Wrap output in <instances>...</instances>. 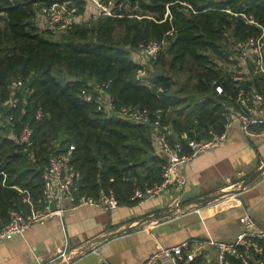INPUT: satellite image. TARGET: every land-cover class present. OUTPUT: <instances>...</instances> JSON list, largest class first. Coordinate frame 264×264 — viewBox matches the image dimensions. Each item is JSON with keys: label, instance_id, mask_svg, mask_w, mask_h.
I'll return each mask as SVG.
<instances>
[{"label": "trees", "instance_id": "trees-1", "mask_svg": "<svg viewBox=\"0 0 264 264\" xmlns=\"http://www.w3.org/2000/svg\"><path fill=\"white\" fill-rule=\"evenodd\" d=\"M52 1L0 0V119L13 118V127L3 124L0 129L8 132L0 133V170L5 173V179L0 175V227L12 207H23L17 187L32 200L41 197L44 164L71 144L68 165L77 174L75 195L96 198L111 189L117 205L137 204L129 199L133 189L158 180L165 159L154 147L152 126L97 109L96 84L106 85L104 90L116 106L162 109L167 114L176 108L179 117L170 120L167 115L164 121L172 125L171 140L181 141L187 151L188 139H203L209 128L216 132L224 128V96L214 88L220 84L233 89L223 69L229 47L223 32L242 39L259 31L225 9L252 14L264 26V0H140L135 11L153 19L99 18L96 27L72 26L63 31L68 32L64 39L52 40L46 36L51 31H40L34 22L38 5ZM64 1H74L83 10L80 0ZM166 4L170 22L164 19ZM171 26L173 36L148 64L181 70L192 63L196 69L192 91L199 95L195 101L170 94L171 81L163 74L143 77L149 83L137 78L142 66L130 48L141 50L148 42L161 40ZM61 64L67 73L55 74L54 68ZM16 76L22 86L11 89ZM255 84L264 92V76L256 77ZM159 87L164 91L158 92ZM83 90L92 94L91 102L83 99ZM14 97L18 103L11 107L7 101ZM37 110L43 112L40 119L35 118ZM25 125L32 129L31 146L17 140Z\"/></svg>", "mask_w": 264, "mask_h": 264}, {"label": "built area", "instance_id": "built-area-1", "mask_svg": "<svg viewBox=\"0 0 264 264\" xmlns=\"http://www.w3.org/2000/svg\"><path fill=\"white\" fill-rule=\"evenodd\" d=\"M80 1L83 2V10L74 1L41 2L34 15L36 26L40 30L61 33L72 26L82 25L99 18L135 17L141 19L145 17L153 19L148 13L143 14L135 11L138 9L140 0ZM178 3L192 9L186 2ZM225 11L240 17L247 24L256 26L259 31L255 36H247L242 39L233 38L228 31L223 32L224 40L229 45L225 50L226 62L223 69L229 75L233 89H226L220 84H216L214 87L217 94L224 96L222 116L225 123L221 132L209 128L206 138L188 139L186 145L188 150L184 151L181 141L170 138L174 132L171 123L164 121L167 112L162 109L150 111L147 108L132 105L116 106L104 90L106 85L96 84L99 92L96 98L97 109L105 110L110 116L152 126L154 128V147L165 159L160 178L136 186L129 196L132 201L140 203L146 198L160 195L170 189L180 190L183 188L187 183V176L183 171L184 163L197 154L205 152L208 148L225 141L232 123H237L242 132L250 138L264 137V92L261 90L262 87L257 88L255 84L256 77L264 76V26L252 14L231 12L228 9ZM166 18L169 22L171 21L168 4H166L164 14V19ZM173 33L174 29L171 26L170 30L164 34V38L159 41H150L140 50L136 62L142 66V70L138 71V79L149 83L140 74L144 72V67L148 63L156 60L160 51L164 49L167 38L173 36ZM22 82L20 76L14 77L10 82L11 89H19ZM157 91L163 92L164 89L159 87ZM82 94L85 101L93 100L91 93L83 90ZM17 103L16 97L7 101L11 107L16 106ZM42 116L43 112L37 110L35 118L40 119ZM0 122L9 125L10 128L13 127L11 115L3 117ZM31 137L32 129L29 125H25L17 140L25 146H31ZM72 150L73 145L71 144L65 152L49 156L42 169L41 197L32 200L25 190L17 187V190L23 195L21 204H28L32 207L28 212L20 205L9 210L8 221L0 227V240L10 239L16 235L23 236L28 227L45 218L57 217L62 220L68 209L91 206L108 210L117 205L114 192L111 189L101 192L96 198L74 194L73 187L77 174L68 165ZM0 175L5 179L4 171L0 170ZM63 200L68 203L67 208L59 205ZM55 203L57 206L53 207ZM34 205L37 207L34 208ZM194 211L199 213L198 208ZM237 221L240 231L232 241L214 240L208 236L205 240L183 239L173 245L156 243L141 264H264V225L258 224L247 212L242 213ZM209 247L213 248V253L208 249ZM91 250L96 251L94 248ZM81 254L82 252L71 254L65 237L61 248L50 262L70 264L69 260L73 255Z\"/></svg>", "mask_w": 264, "mask_h": 264}, {"label": "crops", "instance_id": "crops-1", "mask_svg": "<svg viewBox=\"0 0 264 264\" xmlns=\"http://www.w3.org/2000/svg\"><path fill=\"white\" fill-rule=\"evenodd\" d=\"M262 165L264 137L250 138L232 123L225 141L184 163L187 183L180 190L170 189L140 203L108 210L91 206L68 209L62 220L45 218L28 227L23 236L0 240V264H56L50 261L65 237L71 254L82 252L73 255L70 264H98L102 260L107 264H141L156 243L173 245L208 236L232 241L240 231L237 218L242 213L264 225V170L233 196L205 204L198 200L239 188ZM59 205L67 208L68 203L63 200ZM31 207L23 205L27 212ZM119 231L121 234L105 240Z\"/></svg>", "mask_w": 264, "mask_h": 264}, {"label": "rangeland", "instance_id": "rangeland-1", "mask_svg": "<svg viewBox=\"0 0 264 264\" xmlns=\"http://www.w3.org/2000/svg\"><path fill=\"white\" fill-rule=\"evenodd\" d=\"M99 19H94L92 21H89L88 23H85L86 26H95L97 24V21ZM43 31V30H40ZM50 34H47L46 36L49 37L52 40H62L64 39L65 36L68 35V32L66 31L65 33H52L49 32ZM121 32L118 31L116 33V35H119ZM139 52L140 50L136 49H132L130 48V54L132 57H134L135 61L138 60L139 57ZM54 73L55 74H65L67 73L66 71V66L65 64H61V65H57L54 68ZM156 74H163L167 77H169L170 81H171V87L168 90V92L170 94H177L178 96H182V97H187L186 99L188 100H192L195 101L197 99H199V95L194 93L192 91V86L194 84V76L196 74V69L194 68V65L190 62H188L185 67H183V69H178V68H170L169 65H160V64H156V63H151L150 65L148 64L146 67H144V72H142L140 75L142 77H147V78H151L152 76L156 75ZM184 91V92H183ZM183 92V93H181ZM179 108V107H177ZM175 109H171L168 112V117L171 120V118H177L179 117V111H174ZM0 124H4L3 122H0ZM0 129H3V127H1L0 125ZM1 134H6L5 130H0Z\"/></svg>", "mask_w": 264, "mask_h": 264}, {"label": "water", "instance_id": "water-1", "mask_svg": "<svg viewBox=\"0 0 264 264\" xmlns=\"http://www.w3.org/2000/svg\"><path fill=\"white\" fill-rule=\"evenodd\" d=\"M264 170V165H262L260 168H258L256 171H254L246 180H244L239 188L237 189H233V190H230V191H226V192H222L220 194H216V195H213V196H210V197H206V198H202V199H199L198 202L202 203V204H205V203H208V202H211L213 200H217L218 198L222 197V196H226V195H235L237 193H239L252 179H254L259 173H261L262 171ZM121 234V231L119 232H116L112 235H108L105 237V240H108L116 235H119ZM74 258H71L69 260V263L73 262ZM58 264H65V263H58ZM98 264H106L104 262H101V263H98Z\"/></svg>", "mask_w": 264, "mask_h": 264}]
</instances>
